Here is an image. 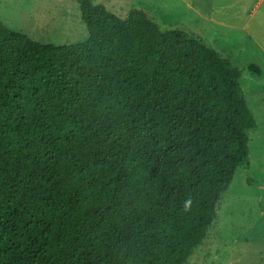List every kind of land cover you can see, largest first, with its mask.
Segmentation results:
<instances>
[{
  "label": "trees",
  "instance_id": "obj_1",
  "mask_svg": "<svg viewBox=\"0 0 264 264\" xmlns=\"http://www.w3.org/2000/svg\"><path fill=\"white\" fill-rule=\"evenodd\" d=\"M77 2L81 42L0 20V264H184L250 165L242 70L142 9Z\"/></svg>",
  "mask_w": 264,
  "mask_h": 264
},
{
  "label": "rangeland",
  "instance_id": "obj_2",
  "mask_svg": "<svg viewBox=\"0 0 264 264\" xmlns=\"http://www.w3.org/2000/svg\"><path fill=\"white\" fill-rule=\"evenodd\" d=\"M92 2L119 16L142 9L162 30H184L242 70L240 84L258 124L248 131L250 165L237 168L220 196L204 244L184 264H264V0ZM0 20L44 44L88 38L77 0H0ZM250 63L263 69L262 77L247 70Z\"/></svg>",
  "mask_w": 264,
  "mask_h": 264
},
{
  "label": "crops",
  "instance_id": "obj_3",
  "mask_svg": "<svg viewBox=\"0 0 264 264\" xmlns=\"http://www.w3.org/2000/svg\"><path fill=\"white\" fill-rule=\"evenodd\" d=\"M261 70H262V73H261V76L260 77H262V75H263V69L261 68ZM250 86L252 87V83L250 84ZM263 88H264V85H263Z\"/></svg>",
  "mask_w": 264,
  "mask_h": 264
},
{
  "label": "clouds",
  "instance_id": "obj_4",
  "mask_svg": "<svg viewBox=\"0 0 264 264\" xmlns=\"http://www.w3.org/2000/svg\"><path fill=\"white\" fill-rule=\"evenodd\" d=\"M190 203V202H189Z\"/></svg>",
  "mask_w": 264,
  "mask_h": 264
}]
</instances>
